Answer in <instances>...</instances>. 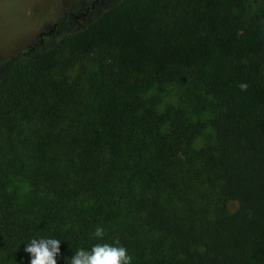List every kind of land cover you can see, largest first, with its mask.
<instances>
[{"label": "trees", "instance_id": "trees-1", "mask_svg": "<svg viewBox=\"0 0 264 264\" xmlns=\"http://www.w3.org/2000/svg\"><path fill=\"white\" fill-rule=\"evenodd\" d=\"M88 7L0 65V264L97 227L132 264H264V0Z\"/></svg>", "mask_w": 264, "mask_h": 264}, {"label": "rangeland", "instance_id": "rangeland-1", "mask_svg": "<svg viewBox=\"0 0 264 264\" xmlns=\"http://www.w3.org/2000/svg\"><path fill=\"white\" fill-rule=\"evenodd\" d=\"M91 0H0V65L20 52L38 50L52 42L57 35L75 26L83 25L88 16L80 15ZM111 0L97 3L98 8ZM55 25H59L56 31ZM93 69L91 60L85 61ZM187 89L172 85L160 96V105L185 103ZM188 92V91H187Z\"/></svg>", "mask_w": 264, "mask_h": 264}, {"label": "clouds", "instance_id": "clouds-1", "mask_svg": "<svg viewBox=\"0 0 264 264\" xmlns=\"http://www.w3.org/2000/svg\"><path fill=\"white\" fill-rule=\"evenodd\" d=\"M247 87L244 83L239 85L241 90ZM104 232L102 227H97L92 237L99 242L87 249H77L71 257H64L66 264H132L131 255L118 241L103 242ZM60 242L61 240L48 236L30 239L24 247V252L29 254L28 264H57Z\"/></svg>", "mask_w": 264, "mask_h": 264}, {"label": "water", "instance_id": "water-1", "mask_svg": "<svg viewBox=\"0 0 264 264\" xmlns=\"http://www.w3.org/2000/svg\"><path fill=\"white\" fill-rule=\"evenodd\" d=\"M99 0H95L94 2H92L91 3V5H90V7H94L95 6V2H98ZM87 11L89 10V7H87V9H86ZM74 16H80V15H84V14H86L84 11L82 12V13H80V15H76L75 13H72Z\"/></svg>", "mask_w": 264, "mask_h": 264}, {"label": "flooded vegetation", "instance_id": "flooded-vegetation-1", "mask_svg": "<svg viewBox=\"0 0 264 264\" xmlns=\"http://www.w3.org/2000/svg\"><path fill=\"white\" fill-rule=\"evenodd\" d=\"M99 2V1H98ZM98 2H95V5H96V3H98ZM86 14H84V15H87V13L89 12V10L87 11V10H85L84 11ZM80 16H82V15H80ZM78 17V16H77Z\"/></svg>", "mask_w": 264, "mask_h": 264}]
</instances>
